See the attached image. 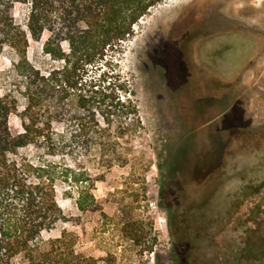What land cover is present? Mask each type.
<instances>
[{"label":"rangeland","instance_id":"obj_1","mask_svg":"<svg viewBox=\"0 0 264 264\" xmlns=\"http://www.w3.org/2000/svg\"><path fill=\"white\" fill-rule=\"evenodd\" d=\"M14 13L27 30L29 6ZM132 31L77 71L71 94L98 106L118 157L61 161L87 169L96 204L81 212L59 180L67 219L43 247L66 232L87 264H264V0H163ZM48 38L29 35L43 74L64 66ZM17 59L10 48L0 57V97L16 90ZM10 128L22 132L16 115Z\"/></svg>","mask_w":264,"mask_h":264},{"label":"trees","instance_id":"obj_2","mask_svg":"<svg viewBox=\"0 0 264 264\" xmlns=\"http://www.w3.org/2000/svg\"><path fill=\"white\" fill-rule=\"evenodd\" d=\"M162 1L0 0V57L7 48L18 57L13 65L16 90L0 97V264L88 263L75 253L66 232L46 247L41 241L44 232L67 219L56 198L59 180L69 184V195L76 192L81 212L96 204L95 180L87 169L61 161L96 153L110 165L118 157L113 133L98 119V106L85 94H71L79 89L77 71L125 40L133 25ZM17 4L29 6L27 30L16 23ZM45 31V53L64 66L43 74L30 64L27 50L29 35L39 40ZM15 93L23 96V108ZM12 115L21 121L17 135L10 128ZM29 149L31 156L24 154Z\"/></svg>","mask_w":264,"mask_h":264},{"label":"flooded vegetation","instance_id":"obj_3","mask_svg":"<svg viewBox=\"0 0 264 264\" xmlns=\"http://www.w3.org/2000/svg\"><path fill=\"white\" fill-rule=\"evenodd\" d=\"M186 253V252H185Z\"/></svg>","mask_w":264,"mask_h":264}]
</instances>
